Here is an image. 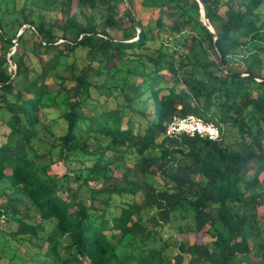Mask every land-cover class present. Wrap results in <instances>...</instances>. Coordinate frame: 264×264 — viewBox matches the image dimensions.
Listing matches in <instances>:
<instances>
[{"label":"trees","instance_id":"16d2710c","mask_svg":"<svg viewBox=\"0 0 264 264\" xmlns=\"http://www.w3.org/2000/svg\"><path fill=\"white\" fill-rule=\"evenodd\" d=\"M126 1L0 0V264H264V0Z\"/></svg>","mask_w":264,"mask_h":264},{"label":"rangeland","instance_id":"374dc122","mask_svg":"<svg viewBox=\"0 0 264 264\" xmlns=\"http://www.w3.org/2000/svg\"><path fill=\"white\" fill-rule=\"evenodd\" d=\"M141 0H132V8L133 11L137 17V19L141 22V24L143 26H145L148 23H152L156 17L157 11L155 9H151V8H147V7H143L140 5ZM2 7V6H1ZM21 7H28V0H7V8L10 9V14L9 16H17V11L19 8ZM15 11V12H14ZM118 11L119 14L124 17V11H123V5L120 4L118 6ZM8 14L6 16H8ZM25 35H29V32L27 31L25 33ZM13 42V41H12ZM15 51L14 47L11 48V52L10 54ZM16 52H18V50H16ZM238 69H243L242 67H238ZM261 75L264 76V69L261 72ZM224 132V141L226 143H231L232 142V136L230 135L229 131L227 128H224L223 130ZM35 147H37V150H41L42 151V146H44L43 144H39L37 142H34ZM62 170L63 168L61 167L60 163L56 162L54 164H52L50 166V169L48 171L49 174H54L55 176H60L62 174ZM251 173H248L247 176H250ZM260 179L264 178V174H261L259 176ZM155 180L157 181V177H155ZM71 186H73L74 184L71 182L70 183ZM79 195L81 197V199L85 200L88 199L89 197V193L85 190H79ZM137 199V197H136ZM263 210V208H258L257 211L261 212ZM167 233H166V228L163 229V237H167ZM187 240L189 243H192L193 241V237L191 234H187L186 235ZM169 252L172 254L174 252L173 250V246H171Z\"/></svg>","mask_w":264,"mask_h":264},{"label":"built area","instance_id":"2783aa9c","mask_svg":"<svg viewBox=\"0 0 264 264\" xmlns=\"http://www.w3.org/2000/svg\"><path fill=\"white\" fill-rule=\"evenodd\" d=\"M166 137H176L186 135L188 137H198L208 141L219 139L218 128L211 122H205L194 115H187L183 118H173L165 127Z\"/></svg>","mask_w":264,"mask_h":264},{"label":"water","instance_id":"95a60500","mask_svg":"<svg viewBox=\"0 0 264 264\" xmlns=\"http://www.w3.org/2000/svg\"><path fill=\"white\" fill-rule=\"evenodd\" d=\"M124 1V4H125V7L128 9V4H127V1L126 0H123ZM197 5H198V12H199V21L201 23V25L210 33L213 35V41L216 40V36L214 35L210 25L208 24L207 22V19L205 17V13H204V10H203V7H202V4L200 2V0H194ZM20 34V32L17 33L16 37ZM222 69L224 70V67H222Z\"/></svg>","mask_w":264,"mask_h":264}]
</instances>
